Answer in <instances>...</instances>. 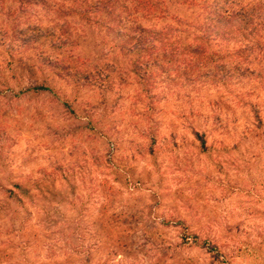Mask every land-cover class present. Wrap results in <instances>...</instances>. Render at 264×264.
I'll return each mask as SVG.
<instances>
[{
  "label": "rangeland",
  "instance_id": "rangeland-1",
  "mask_svg": "<svg viewBox=\"0 0 264 264\" xmlns=\"http://www.w3.org/2000/svg\"><path fill=\"white\" fill-rule=\"evenodd\" d=\"M20 5L0 0V264H85L98 242L89 264H264L263 67L237 83L148 92L133 78L121 84L124 61L112 55L108 90L75 93L46 72L55 94H32L41 78L17 60L37 63L41 49H19L12 13ZM47 12L40 4L17 16L45 25ZM70 21L86 36L82 59L108 60L107 47H94L102 33ZM89 117L109 132L105 140L87 132ZM15 182L31 192L13 188L20 199L9 197ZM105 207L118 217L119 238L98 231Z\"/></svg>",
  "mask_w": 264,
  "mask_h": 264
},
{
  "label": "trees",
  "instance_id": "trees-1",
  "mask_svg": "<svg viewBox=\"0 0 264 264\" xmlns=\"http://www.w3.org/2000/svg\"><path fill=\"white\" fill-rule=\"evenodd\" d=\"M36 1L19 0L21 8L12 13L18 22L13 30L19 35V49H41L37 63L23 56L17 60L27 75L41 78L27 89L32 94H53L54 76L70 84L75 93L84 87L108 90L105 85L112 77L105 76L104 69L110 65L112 55L124 61L125 66L118 72L121 84L133 78L148 92L152 87L175 92L206 82L237 83L247 76H259L264 69V0H60L54 5L47 0ZM40 4L52 15L47 24L29 22V17L20 21L17 13H26ZM72 17L102 33L94 47L98 51L107 47L108 60L102 62L98 57L91 65L82 59L77 50L86 36L73 28ZM46 72L52 80L48 81ZM62 106L76 116L70 99L64 98ZM90 117L87 132L100 134L105 140L109 132L102 134ZM194 134L202 145L206 144L204 136ZM107 151L111 159L110 146ZM100 157L95 153V161ZM113 171V181L121 183L120 170ZM12 185L8 192L15 200L20 196L14 189L25 196L31 192L20 182ZM98 194L106 201V194ZM108 209L100 211L98 231L111 240L119 238L121 224L116 215H108ZM112 241L118 246L122 242ZM98 244L88 246L85 264L90 263V254ZM79 249L81 246L75 248L77 254H81Z\"/></svg>",
  "mask_w": 264,
  "mask_h": 264
}]
</instances>
